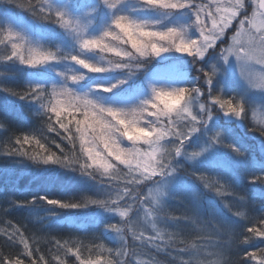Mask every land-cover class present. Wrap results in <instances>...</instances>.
Listing matches in <instances>:
<instances>
[{
	"label": "snow or ice",
	"instance_id": "1",
	"mask_svg": "<svg viewBox=\"0 0 264 264\" xmlns=\"http://www.w3.org/2000/svg\"><path fill=\"white\" fill-rule=\"evenodd\" d=\"M0 49L24 78L19 90L0 85V129L39 119L3 155L46 181L5 213H43L48 229L75 233L103 225L87 242L48 232L54 264H158L161 252L178 264H264V208L250 214L240 192L264 199V162L242 171L247 133L264 156V0H0ZM53 182L92 194L54 198ZM180 190L191 205L172 215ZM5 224L0 238L20 250L0 264H50L40 239Z\"/></svg>",
	"mask_w": 264,
	"mask_h": 264
},
{
	"label": "trees",
	"instance_id": "2",
	"mask_svg": "<svg viewBox=\"0 0 264 264\" xmlns=\"http://www.w3.org/2000/svg\"><path fill=\"white\" fill-rule=\"evenodd\" d=\"M2 54L3 50L0 49V55ZM18 67V65L12 64L11 62L7 64L0 63V73H3L2 75H0V85L12 87L17 90L22 89L24 87V78L20 73L17 72ZM20 84H22V86ZM24 111L28 112V109L25 108ZM37 127H39V119L36 117H32L30 122L27 123L17 120L14 117H9L5 122L6 130L0 129V229L6 227L5 221L16 222L18 225L23 227L27 236L38 238L42 241L40 245L42 250L41 254L45 255V257L50 261V264H54L51 255L48 253V246L43 243L48 232H51L57 236H68L70 233H72L73 235H78L81 239L87 242L92 239L94 235L98 236L99 232L102 231L103 226L86 224L81 227L78 233H75L66 225H60L52 229H48L44 224L40 222V216L43 215V213L29 214V212L25 208L18 207H12L9 211H7V213H5L4 209L8 207L10 200L24 202L33 194L34 191L37 190V185L46 183L45 178L36 175L33 171L30 170L31 165H21L18 163H14L11 158L3 155V153L7 151V141L9 137H12L15 134H19L20 132L31 131ZM237 132L240 135H245V133L241 132L240 130H237ZM48 135L52 136L53 139L61 143L62 146L67 147L64 142L59 141L58 137L53 136V134ZM252 137V133H247L245 137L247 142L252 145V148L247 153L244 161V164L247 167L244 165V168L242 169L243 172L248 171L247 173H245V175H251L260 171V168L252 162L253 158H256V161H258L259 159V155L258 153L256 154L252 144ZM50 146L52 150L59 151L55 148L54 145ZM244 186L246 187V189L250 188L247 184H245ZM44 191L54 198H67V196L70 197L72 195V192L75 193V196H80L83 194L81 193L79 188H77L76 190H70L67 185H63L59 182L47 183ZM201 191L203 192L205 199H210L215 194L214 192H207L203 189H201ZM240 192L244 194L242 191ZM84 194L86 195V193ZM247 198L248 202H252L254 205V208H252V206H250V204L248 203L250 214L255 212V208L257 209V213L261 208H264V199H253L251 195L249 197L247 196ZM224 200L225 202L230 203L234 211L239 210V208L235 206L238 201L233 197L227 196L224 197ZM190 205V194L188 192L180 190L175 193V198L169 202L168 211L172 215L183 216L186 210L190 208ZM256 205L259 207H256ZM181 223L183 224L184 221L182 220ZM184 231L185 233H191L192 229L191 227H185ZM255 243L257 244V246H264V244H262L258 240L255 241ZM33 247H35V245H33ZM19 250V247L9 248L6 241L3 238H0V253H2L3 255H14ZM233 253H235L233 259L238 260L239 256L237 255L235 250L233 251ZM25 259L26 264H30V261H27V258ZM69 259L74 260V258L71 257H69ZM155 259L157 260L158 264H178V261L173 260L170 255H166L162 252L156 254Z\"/></svg>",
	"mask_w": 264,
	"mask_h": 264
},
{
	"label": "rangeland",
	"instance_id": "3",
	"mask_svg": "<svg viewBox=\"0 0 264 264\" xmlns=\"http://www.w3.org/2000/svg\"><path fill=\"white\" fill-rule=\"evenodd\" d=\"M21 86H22V84H20ZM259 116H264V114H258V117ZM249 123H251V121H249ZM253 147H254V149H255V152H256V154L258 153V155H259V159H258V161L257 162H264V156H261V154H260V152L256 149V147H255V143H254V140H253ZM252 162H253V164L254 163H257L256 162V158H253L252 159ZM245 165V164H244ZM246 166V165H245ZM248 171H244V174L245 173H247ZM249 186V185H248ZM79 187V186H78ZM249 187H251V186H249ZM79 188H81V187H79ZM59 190V189H58ZM240 191H242L245 195H247L248 197L251 195V197H252V193H251V191L249 190V189H246V187L245 186H243L241 189H240ZM81 193H86V195H91L92 194V191L90 190V189H82L81 188ZM215 195V194H214ZM213 195V197L212 198H210V199H213V200H215L216 202H217V205L219 206V207H221V208H223V205L219 202V198L217 199V197H215ZM71 196H75V193H73L72 192V195ZM70 196V197H71ZM67 197H69V196H67ZM251 200H252V198H251ZM250 204V206H252V208H254V205H253V203L252 202H250L249 203ZM235 206H237L239 209H240V204L239 203H237V204H235ZM256 207H259V206H257L256 205ZM252 215H255V216H258V215H260V212H258L257 213V209L255 208V212L254 213H251ZM87 224V223H86ZM86 224H84V225H86ZM103 226V225H102ZM235 256V253H233V257ZM136 259H140V260H144V259H146V257L145 256H143V255H140V256H138Z\"/></svg>",
	"mask_w": 264,
	"mask_h": 264
}]
</instances>
